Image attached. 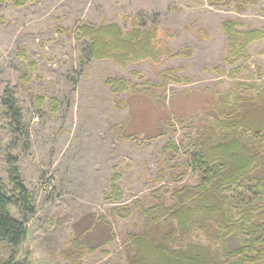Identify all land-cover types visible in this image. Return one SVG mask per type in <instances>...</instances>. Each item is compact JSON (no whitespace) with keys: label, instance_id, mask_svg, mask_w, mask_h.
I'll use <instances>...</instances> for the list:
<instances>
[{"label":"rangeland","instance_id":"374dc122","mask_svg":"<svg viewBox=\"0 0 264 264\" xmlns=\"http://www.w3.org/2000/svg\"><path fill=\"white\" fill-rule=\"evenodd\" d=\"M224 21L264 30V0L240 13L208 0H29L23 6L0 0V183L10 190L8 170L14 160L33 213L23 216L16 207L11 212L26 225L28 236L19 252L32 264H67L61 250L73 237V224L88 213L105 216L116 240L83 255L80 264H125V234L140 231L143 220L138 212L126 220L113 215L117 205L107 197L115 174L124 195L121 205L134 199L150 204L154 190L172 186V175L180 184L199 182L184 155L167 162L163 152L168 140L176 146L186 143L187 124L195 118L165 123L164 137L122 139L117 127L127 120L128 107L116 104V98L124 102L126 95L115 97L105 81L150 82L161 93L162 76L170 71L180 82L166 86L167 99L187 90L217 95L232 93L239 83L259 84L264 80V37L250 45L245 65H229ZM109 23L124 32L134 26L154 31L153 45L167 54L157 63L146 59L124 69L109 60H88L89 41L77 40L75 28ZM181 51L185 55H175ZM4 98L13 99L18 123L3 107ZM51 99L58 103L55 112ZM198 240L206 242L202 236ZM9 254L0 242V264Z\"/></svg>","mask_w":264,"mask_h":264},{"label":"trees","instance_id":"16d2710c","mask_svg":"<svg viewBox=\"0 0 264 264\" xmlns=\"http://www.w3.org/2000/svg\"><path fill=\"white\" fill-rule=\"evenodd\" d=\"M27 1L12 0L15 6ZM259 1L208 3L231 6L240 13ZM221 29L227 49L225 62L232 66L238 62L245 65L250 59V45L264 37V30H245L239 21H224ZM74 35L77 40L89 41L88 60H109L123 69L146 59L157 63L168 52L153 45L154 31L135 26L124 32L116 23L81 25ZM175 55L185 54L181 51ZM27 65L34 68L32 61ZM131 74L138 76L137 72ZM167 74L162 76L161 93L155 92L150 82L138 85L122 78L105 81L115 97L126 95L124 102L116 98V104L128 107L127 120L117 127L122 139L164 137L165 123L195 118L187 124L191 129L186 143L176 146L168 140L163 152L167 162L184 155L199 175L196 185L180 184V178L172 175V186L154 190L150 204L143 206L134 199L121 205L124 195L116 184L120 177L115 174L111 178L107 200L117 205L113 215L126 220L138 212L143 220L140 231L125 234L121 247L125 264H264V80L259 84L239 83L232 93L187 90L167 99L166 86L180 82L170 71ZM36 100L43 105L42 98ZM50 103L55 112L57 100ZM2 105L18 123L13 99L4 98ZM8 181L10 190L0 183V242L10 249L3 264H32L19 252L28 236L26 225L11 212L16 207L23 216L33 213L32 198L14 160L9 164ZM105 218L88 213L73 224V237L60 253L67 264H80L83 255L113 245L116 235ZM200 236L205 243L198 240ZM100 253L107 255L108 250Z\"/></svg>","mask_w":264,"mask_h":264}]
</instances>
